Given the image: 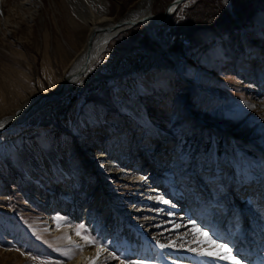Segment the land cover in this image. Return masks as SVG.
Here are the masks:
<instances>
[{"label":"rangeland","instance_id":"obj_1","mask_svg":"<svg viewBox=\"0 0 264 264\" xmlns=\"http://www.w3.org/2000/svg\"><path fill=\"white\" fill-rule=\"evenodd\" d=\"M173 1L106 0V9H95L119 20L139 11L163 14ZM93 2L42 0L27 13L34 15V21L29 23L12 12L16 0H3L0 26L10 32L5 38L0 31V118L19 113L34 98L57 88L87 41L90 25L81 16L86 5L96 7ZM7 12H12V22L5 26ZM173 12L163 23L141 19L118 30L106 51L81 75L92 78L94 83L87 92L79 90L84 96L76 94L78 90L70 91L57 101V110L41 109L23 125L0 133V264H71L83 242L109 247L100 227L93 228L86 218L75 217L69 208L48 213L47 197H38V183L26 171L30 167L51 187L41 176L44 168L38 155L43 149L62 175L64 162L74 177L72 186L75 184L76 191L68 190L64 184L66 199L81 202L89 193L91 201L97 199L85 178L88 163L81 152L90 149L88 140H99L105 131L92 107L105 113L104 119L110 124L108 134L117 146L129 144L141 152L145 163L149 162L145 151L158 154L160 146L151 145L149 140L153 135L161 136L164 146L179 147L184 169L195 164V157L207 155L208 159L216 152L213 159L225 158L227 151L239 163L242 152L251 171L260 173L264 164V112L255 102L264 92V0H184ZM176 44L187 52L177 54ZM166 49L172 58L162 51ZM195 52H201V63L191 59L190 53ZM161 73L170 76V81L146 83V78ZM199 73L205 78L192 89V77ZM136 100L148 111L157 137L148 130L147 121L125 110V104L133 106ZM205 100L213 103L205 104ZM178 108L181 110L176 113ZM85 118L93 119L92 131L83 123ZM90 155L92 152L88 158ZM157 162L149 163L146 180L156 175L151 173ZM175 170L169 165L159 174L171 177ZM241 174L244 184L240 186L238 182L240 190H234L233 196L235 199L238 195L246 207H251L253 191L246 196L250 180ZM114 175L106 176V198L122 212L136 210L138 202L132 197L136 187ZM231 177L236 178L235 174ZM211 182L216 198L226 193L216 179ZM60 187L63 185L52 184L56 196ZM259 219L264 221V217ZM128 254L124 250L121 255L133 264H166L163 258Z\"/></svg>","mask_w":264,"mask_h":264},{"label":"bare ground","instance_id":"obj_2","mask_svg":"<svg viewBox=\"0 0 264 264\" xmlns=\"http://www.w3.org/2000/svg\"><path fill=\"white\" fill-rule=\"evenodd\" d=\"M105 1L94 0L96 7L90 5L84 7L85 13L80 16L84 22L90 25V33L84 48L74 59L73 65L68 69L61 83L53 91L34 98L19 113L0 118V133L23 125L41 109L57 110L60 107L57 101L67 96L70 91L78 90L76 94L84 96L79 94V90L87 92L94 83L92 78L85 79L81 75L92 63L97 61L102 51H106L109 41L118 30L141 19L157 24L163 23L172 15L177 5L184 0H174L163 14L156 15L139 11V14L119 20L110 18L104 12H98L95 9H106ZM2 2L3 0H0V9L3 11ZM41 2L42 0H16L12 12L17 14L22 22L30 23V21H34V15L32 13L27 15V13L29 10H34ZM12 12L5 14L3 19L5 26L12 22ZM0 31L5 38H9L10 30L8 28L4 29L0 26ZM175 47L177 54L184 55L187 52L186 49L181 48V45L176 44ZM204 47L206 46L204 45ZM170 48L167 49L170 50ZM167 49L162 51L167 52L172 58L173 54L169 53ZM190 55H192V60L201 63L199 62L203 59L200 56L201 52L190 53ZM166 72L169 75L173 74L171 71ZM204 78V74L201 73L192 77L191 88L198 87V82ZM79 80L81 81L80 85L78 84ZM146 80L147 84L166 82L170 81V76L161 73L152 76V78H146ZM203 102L205 104L213 103L210 100ZM255 103L264 112V92L257 97ZM124 107L138 119L147 121L148 130L157 137L156 128L148 118V111L139 100H136L133 106L125 104ZM91 110L104 126L105 131L100 133L99 140L94 137L96 143L93 140H88L91 143L90 149H84L81 152L88 163L85 178L89 181V188H94L95 192H93L97 199L91 201L89 199L91 193L87 194L88 196L84 200L82 198L81 202L79 199H66L63 195L66 190L64 184L68 190H74L76 188L75 184L72 186L74 177L64 162L61 164L64 172L62 175L43 149L38 155L44 168L41 176L51 187H47L30 167L26 168L28 175L38 183L36 188L38 197L41 195L47 197L45 207L48 213L55 209L69 208V212L75 217L86 218L93 228L100 227L101 236L110 244L108 247L104 244L83 242L78 252L71 258V264H133L127 262L126 257L121 255L124 250L129 252L130 257L163 258L166 264H232L231 259H219L217 256L205 254L212 251L220 252L223 255L221 249L206 242L207 237H211L218 244L227 245L232 250V256L239 260L240 264H264V221L259 219L264 217V164H262L260 173L255 175L242 152L239 154L241 157L239 163L231 152L226 151L225 158L222 157L223 160L219 157L213 159L218 154L215 152L208 159L207 155L200 158L195 157L192 159V163L195 164H188L184 169L181 165L184 161L179 147L164 146L166 144L162 142L163 138L161 136L155 138L153 135H151L153 138H149L152 140L151 145L160 147L157 148L158 154L156 155H150V151L144 152L149 157V162L145 163L140 151L137 152L136 149L128 146L129 144L117 146V143L110 138V134H108L110 124L104 119L105 113H101L96 107H92ZM180 110L178 108L175 112L178 113L177 111ZM92 122L91 118L83 120L86 126H91ZM218 125L213 126L217 127ZM90 129L92 131V126ZM78 144L80 146L79 142ZM90 152L93 155L88 158ZM156 161L159 164L152 165L151 173L153 175L156 173V175L153 179L146 180L149 177V167L151 168L149 163ZM142 163L144 164L142 165ZM169 165L176 168L173 176L159 174L160 170H167ZM92 166L93 168L89 169ZM114 173L117 179H125L126 183H131L136 187L137 191L132 196L134 201L138 202L136 210L122 212L117 209V205L106 198L108 193L106 180L109 178L106 176ZM241 173L246 174V178L250 180L247 182L246 196L250 195L251 191L255 192H252L251 207H246L245 202H241L242 198L237 197L238 195L235 199L233 196L236 192L234 190H240L238 182L241 183L240 186L244 184L240 178ZM233 174L236 178L231 177ZM250 175L252 178L249 179ZM215 179L226 190V193L218 198H216V189L213 188L215 192L212 191L214 182L211 181ZM255 179H257L256 182ZM149 181H153V184H148ZM261 181L263 184H257ZM234 183L237 184L234 185ZM52 184H56L57 187L63 185L56 190L58 196L52 190ZM81 191L84 192V189ZM81 191L77 192L81 194ZM243 209L248 210L249 214L245 213L246 211L242 212ZM140 211L145 212L140 213Z\"/></svg>","mask_w":264,"mask_h":264},{"label":"snow or ice","instance_id":"obj_3","mask_svg":"<svg viewBox=\"0 0 264 264\" xmlns=\"http://www.w3.org/2000/svg\"><path fill=\"white\" fill-rule=\"evenodd\" d=\"M198 231H201V230H198ZM205 235L207 237V234ZM90 242L94 243V241H90ZM206 242L215 245L216 248L221 249L223 251V255H221L220 252H212V251L206 252L205 253L206 255L217 256L219 259H231L232 264H240V261L237 260L234 256H232V250L227 245L218 244L215 240H212L211 237H207ZM97 255H99V253H97Z\"/></svg>","mask_w":264,"mask_h":264}]
</instances>
